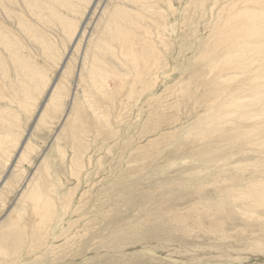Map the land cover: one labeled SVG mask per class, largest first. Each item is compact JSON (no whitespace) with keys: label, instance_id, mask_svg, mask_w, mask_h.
I'll list each match as a JSON object with an SVG mask.
<instances>
[{"label":"rangeland","instance_id":"374dc122","mask_svg":"<svg viewBox=\"0 0 264 264\" xmlns=\"http://www.w3.org/2000/svg\"><path fill=\"white\" fill-rule=\"evenodd\" d=\"M191 1H195L192 6ZM232 1L146 0L145 5H140L133 0H92L86 11L82 3H76L81 7L76 15L80 18L75 14L67 18L82 26L89 17L85 37L69 55L65 80L60 78L64 86L59 94L58 114L38 123L35 120H39L50 87L62 74L69 36L60 27L36 25L23 0H0L1 33L14 43L18 57L37 68L45 83L40 86L41 96L35 94L31 101L24 100L27 112L16 108L24 98V88L27 92L34 89L21 87L16 75L18 62L0 41V111L10 121L0 123V138L7 139L5 149L13 153L30 131L34 153L31 165L22 164L24 174L19 178L30 177L42 157H47L51 182L57 186L53 196L58 208L57 221L42 243H26L16 249L18 245L12 240L1 242L7 257L0 255V264H264V204L260 205L256 197L264 187V126L255 125L264 121V85L243 93V106L232 108L229 122L220 123L213 118L219 109L212 108L218 100L211 92V86L215 87L211 78L214 80L215 75L210 74L208 61L202 58L214 47L216 37L211 39V35L221 26V9ZM122 8L132 13L130 23L135 16L140 18L136 39L145 38L155 44L156 53L163 58L158 70L147 71L145 83L135 81L138 69L128 63V52L105 40L102 34L108 13ZM27 24L37 34L46 32V40L53 44V57L37 45L36 37L19 30ZM45 27L48 30H42ZM105 41L112 48H106ZM135 49L141 53V46ZM86 50L91 60L87 67L82 61ZM93 56L106 59L104 65L108 66L102 69L110 72L104 77L103 83L108 86L104 89H109L115 98L107 102L108 94L99 93L98 97V92L86 90L95 94L92 103L103 107L108 121L93 112L81 92L86 85L79 78L82 70H86L87 84L92 85ZM54 58L60 59L57 62ZM115 73L121 77L115 78ZM152 76L160 79L154 88L147 84ZM121 85L122 91L118 88ZM73 107L82 108L78 117L85 131L81 149L70 144L68 135L56 140ZM51 112L55 115L56 108ZM243 114L248 117L241 123ZM13 116L19 122L14 123L10 119ZM76 157H81L82 167L73 169ZM6 166L0 158V180L7 176ZM18 186L13 185L14 193H3L0 231L8 229L9 212L22 209L16 202ZM256 200L259 205L252 204ZM3 202L7 204L4 210ZM28 227L26 240L32 233ZM14 233L9 232L12 237Z\"/></svg>","mask_w":264,"mask_h":264},{"label":"bare ground","instance_id":"6f19581e","mask_svg":"<svg viewBox=\"0 0 264 264\" xmlns=\"http://www.w3.org/2000/svg\"><path fill=\"white\" fill-rule=\"evenodd\" d=\"M133 1L137 2L140 5H145L144 3L146 0H133ZM23 2H24L23 4L25 5L24 8L26 7V9L28 10V13H30L31 17L34 18V22L36 25H37V23H40L41 25L46 24V26L52 25L51 27H53V28H54V26H57V27L62 28L63 32H65V34H67L69 36V44H68L67 48L65 47V50H64V53H65L64 57H65V55H67L68 59L66 58V60H64V64L62 65L63 68L60 71V74L61 73L62 74L60 75V77L57 76L58 78H57V80L55 79L54 85L50 87L49 92H51V93L48 97H46L47 98L46 101L44 99L45 103L43 104V106H42V108L38 114L39 120H38V118H37L38 121L35 120V122L42 123L45 121V118H50L52 116L54 118V116H56L58 114L57 113V111L59 110V107H58L59 104L58 103L60 102L59 100L61 99V98L59 99V96H60L59 94L62 90L61 85L64 86L63 85L64 82L60 78L62 77V79H64V77L67 76L66 70L68 69L67 67L70 64L69 55L72 54L73 50L76 49L75 47H77V45L81 41H83V38L85 37V29H86L85 24L87 23V20H89V17H87L84 24L82 26H80L79 23L77 24L76 22H73L72 19L67 18V15H70V18H71L72 17L71 14H75V16L79 14L77 9H80L81 7L79 4H76L79 2L83 4L82 9H85V11H86L87 7H90V5L92 4V0H23ZM190 3H191L190 6H192L195 4V1H191ZM123 7L126 9L125 6H123ZM124 8L119 9V10H115L114 12H111V13L110 12L108 13V10H106V11L104 10L105 14L108 13V18L106 19L105 22H103L104 32H102V34L105 37V40H108L110 42L113 41L112 43L118 44V48L120 45L122 50L124 49L125 51L128 52V54H127L128 60H129L128 63L131 66H133L132 68L138 69L137 75H135L136 76L135 81L138 80V81L144 82V81H146L144 79H145V74L147 73V71L150 72V70H152V71L158 70L159 66L161 67L160 62L162 61L163 58L161 59V57L156 53V51H155L156 47L154 46L155 44L149 43V41L147 42V39L145 40V38L142 40L136 39L135 32L138 30V29H136V27L137 28H138V26L141 27L140 25H138V22H137V19L139 17L135 16L134 19L132 18L133 20L130 23L128 20V17L130 15H132V13H129ZM95 11H96V9H94L93 12H95ZM129 11H130V9H129ZM89 15H90V12H89ZM12 17H13V15H12ZM76 17L80 18V16H76ZM105 17H106V15H105ZM19 18H21V17H19ZM22 19H23V17H22ZM102 20H103V18H102ZM218 20H219V22H221V26L216 28L214 33L211 35V39H212V37H216L214 47L212 49L208 50L206 55L202 58L205 61L206 60L208 61L207 68H208L210 74L215 75L214 80H213L214 77H212V78L210 77L213 81L214 86H215L214 88H213V86H211L212 87L211 92L218 97V100H217V103H214L212 105V108L215 106H219V109L214 112L213 118L216 121L223 123L224 120H226V122H229L228 119H230V117L232 116V113H233L231 111L232 108H234V107L241 108L243 106L244 99H245L244 96L242 97L243 93H245L248 90L256 91L258 88H261L264 85V0H233L232 3L223 6V8L221 9V14L218 17ZM22 21H20V22H22ZM20 22H18V23H20ZM24 24H25V22H24ZM35 24H32V25H35ZM21 26H22V24H21ZM41 27H43V26H41ZM132 27H133V29L131 30ZM47 28L48 27H45L42 30L46 31V30H48ZM19 30H23V32L25 31L31 37L34 36V39L36 37L37 41H38L37 45L41 46V48H43L45 50V52L48 54V56H49V54H51L53 57V54H52L53 52L51 51L53 48V46H52L53 44L51 45L49 43V41L46 40V37H47L45 35L46 32L43 33L41 31H38V32H40V34L39 33L37 34V33H35V30H33L32 27L28 24L24 25L22 27V29L20 28ZM55 32L57 33V31H55ZM22 34H25V33H22ZM141 34H144V33H141ZM149 35H153V34L149 32ZM146 36H148L147 32H146ZM48 39L50 40L52 38L49 37ZM0 41L3 43L4 49H8V51L10 52L11 58L14 60V62H18V64H17L18 68L16 67V75H17V80L22 82L21 87L28 85V87H30V89H34V90H29L30 92H27L24 88V91H23V92H25V94L23 95L24 98L22 100H19V104L16 106V108L22 107V110L24 109L27 112L29 109H28L27 104L24 105V103H23L24 100L26 99V102H29L33 99V96L35 94H40V96L43 94L40 91V86L45 84L43 81V78H42V74L40 72H38L37 68L33 67L32 64L30 65L29 60L25 61L22 59V57L21 58L18 57L19 55L16 52V47H15L14 43L11 40L5 38V36L1 33V31H0ZM88 42H90V41H88ZM110 42L109 43L107 42V43L111 44ZM104 43L106 44V48H107L108 45H107L106 41ZM102 44L103 43L101 41L100 45L102 46ZM146 44H147V47H146ZM98 46H97V48H98ZM109 46H108V48H112V46H110V47ZM135 46H136V48H137V46H141V51H140L141 53L140 54H139L138 50L136 51ZM87 47H88V45L86 46V49H87ZM54 48H56V47H54ZM145 48L147 49V51H145ZM43 49H42V51H43ZM99 49H101V47ZM78 50H79V47H78ZM17 51L19 52V50H17ZM56 51H57V49H56ZM118 51H120V49ZM101 52L104 54L105 51L104 52L101 51ZM94 53H97V52H94ZM99 53L97 55H100ZM114 53H116V52H114ZM95 56H93V62H92L94 65L92 63H90L92 85L87 84L89 79L87 80V76H86L87 74H85L86 70H82V72L80 73V77H79L80 81L86 83L84 90H82L81 92L83 93V99H85V102L90 106V108L93 110V112L95 114L100 115L101 119H103V120L105 119L108 121L109 117L106 115V112L104 110L103 111L101 110V109H103V107H96L92 103L93 100H91V98H93L92 96H94L95 94L90 95V94H88V91L86 90V89H91V90L98 92V97H99V93H101L104 96L108 94L107 96H105V98L107 97V102H109L110 100L112 101L115 98V95L112 96V94H110V92H108L109 89L108 90L104 89V88L108 87L107 85H105V83H103V82H105L104 77L106 74L109 75L110 71H107V69L106 70L102 69V67L106 65L105 62L107 63V61H106V59H103L105 61L104 62L102 60V58H98L99 56L97 57L98 59H96ZM54 57H55V55H54ZM91 57H92V55H91ZM59 59L56 58L54 61L57 60V62H58ZM83 60H85V61H83ZM82 61L85 63L86 67L88 65V62L91 61L88 59V50H86L83 53ZM60 63H62V62H60ZM60 63H59V67H61ZM107 66H105V67H107ZM57 67H58V65H57ZM90 70L88 69V71H87L89 74H90ZM133 72H135V71H133ZM114 75H116L115 78L121 77L120 75H118L116 73ZM114 75L112 76L113 78H114ZM148 76H149V74H148ZM108 80H110V79H108ZM112 80L113 79H111V81ZM114 81H115V79H114ZM209 81H210V79H209ZM98 82L100 85L98 84ZM147 82H148L147 84H149V86L151 88H154L160 83V79H159V77L155 76L150 81H147ZM70 83H72V81ZM112 83H114V82H112ZM31 84H32V86H31ZM74 85H76V84H74ZM207 85H208V83H207ZM76 87H80V86H76ZM122 87L123 86L121 85V87H118V88L121 89V91H122V90H124V89H122ZM141 87H142V85H141ZM78 89L80 90V88H78ZM78 89H77V91H78ZM207 89H209V88H207ZM113 90H114V88H113ZM136 90H137V88H136ZM117 91H119V90H117ZM78 93H79V91H78ZM228 93H229V96H228ZM109 94L111 97H109ZM254 94H256V93H254ZM121 95L119 96L120 100L122 97ZM3 96H4V94H3ZM119 97L117 99H119ZM0 98H2V96H0ZM11 98H12L13 102L17 101V99L15 100L14 97H11ZM61 102H63V101H61ZM105 102H106V100H105ZM17 103H18V101H17ZM33 103H36V101ZM88 105H87V107H88ZM59 106H61V105H59ZM102 106H103V104H102ZM54 108H56V114L55 115H53V113L51 112L54 110ZM43 109H45V110H43ZM77 109H74V107H73V110L68 112L67 116L64 119V124L61 127V130H60L56 140L59 138V136L61 137L63 135H68L69 136L68 139L70 141V144L77 149H81L82 147H84L83 137L85 136L84 135L85 131L82 129L81 125L79 124L80 118H78L79 113L81 111L80 109H82V108L77 107ZM227 109H230V110H227ZM34 111H36V110H34ZM3 116H4V113H2L0 111V123L1 124L5 123V125H6L10 121H7V119H4ZM5 117H7V116H5ZM247 117H248V115H246V114L241 115L240 116V122L241 123L244 122ZM262 118L263 117H261L260 120H262ZM10 119L11 120L13 119L14 123L19 122L17 120L18 118L16 119V117H14V116L11 117ZM97 121H99V119ZM78 125H79V128H78ZM255 125H256V127L264 126V121H262L259 124H255ZM249 127H251V126H249ZM85 129H87V128H85ZM12 130H13V134H14L15 133L14 129H12ZM68 131H70V132L68 133ZM28 132H29L28 136L26 134L27 137L25 136V140L22 141L23 143L20 144V146H18V147L16 146L18 142H16L14 144L16 146V149H13V151H14L13 153H10L9 151H7L5 149V143H6L7 139L6 138H0V158L5 160L6 164H7V166H6L7 176L2 177L0 180V202L2 199H4L3 198L4 192L9 193V194H11L12 192L14 193V191L11 192V190H12L13 185L17 183V185H19L17 188V190H19V194L15 193V194H17L16 202H18L22 205V209L20 212L17 210H14L15 208L9 212V215H8L9 216V224L7 226L8 229L6 231H0V244H1V242L6 243L8 240H12L14 243H16V245H18V246H16V249L19 247V245H24L26 243L29 245L30 244L35 245L37 242L42 243V241L51 234V229L53 227V223L54 224L56 223V221H57L56 218L58 216L56 197L53 196V194L55 192V188H57V186L55 185V183L51 182V169L47 163V157H45V156L42 157L40 162L35 166L34 172L30 177H27V178L23 177L21 179L19 178V174H20V176H22V174H24V171L21 169L22 164L28 163L29 165H31L30 158H31V155L34 153V148L32 145L33 142L31 140L30 131H28ZM214 134H215V132H214ZM226 134H228V133H226ZM245 135H246V133H245ZM17 136H19V135H17ZM228 141H229V139H228ZM19 148H20V150H19ZM7 167H9V168H7ZM81 167H82L81 157L74 158L72 160V168L78 169ZM75 172H78V171H75ZM259 187H261V186L259 185ZM258 194L259 195H256V197L259 198L258 201H259L260 205L261 204L263 205L264 204V187H263V189L259 190ZM251 195H254V194H251ZM251 195H248V196L250 197ZM69 196L70 195H68V197ZM68 197L67 196L65 197L66 200ZM241 198L243 200V199H245V196H242ZM249 204H251V203H249ZM252 204L259 205L257 200H256V203L253 202ZM64 205L66 207V205H67L66 202ZM2 207H3L2 208L3 210L7 208L6 202H3ZM64 210H66V209L64 208ZM27 223L31 227V232H32L31 237L28 240H26L28 236L26 237V234H25V232H27V235H28V231H29L28 225L25 227V224H27ZM13 230L15 231V233L13 235L14 239L9 234V232H11ZM30 249L32 251L34 249L33 246H31ZM0 255L3 257H7V252L4 251L1 246H0Z\"/></svg>","mask_w":264,"mask_h":264}]
</instances>
